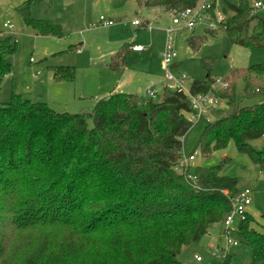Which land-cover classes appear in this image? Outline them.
Masks as SVG:
<instances>
[{"label": "trees", "instance_id": "16d2710c", "mask_svg": "<svg viewBox=\"0 0 264 264\" xmlns=\"http://www.w3.org/2000/svg\"><path fill=\"white\" fill-rule=\"evenodd\" d=\"M42 1H25V24L37 34L64 37L61 25L33 17L31 9ZM197 1L138 3L169 12ZM245 1H225L233 13L225 31L238 45L264 47V14L252 13ZM200 40L187 38L193 50ZM15 43L0 34V89L12 71ZM129 49L124 43L112 55L110 70H124ZM75 76L72 66L54 72L58 81ZM222 79L228 87L214 92L225 105L202 119L197 147L208 156L233 140L264 170V145L251 144L264 138V101L243 104L236 86L246 82L245 99L264 94V63ZM213 81L210 74L195 80L191 92L206 93ZM190 111L188 96L167 87L158 101L113 91L90 114L58 113L15 94L0 101V264H178L184 246L223 224L231 211L228 195L238 192V179L221 175L220 166L178 169L183 137L193 125ZM255 223L247 210L233 234L237 246L249 248L250 264H264V233ZM231 248L219 252L222 264H238Z\"/></svg>", "mask_w": 264, "mask_h": 264}, {"label": "rangeland", "instance_id": "374dc122", "mask_svg": "<svg viewBox=\"0 0 264 264\" xmlns=\"http://www.w3.org/2000/svg\"><path fill=\"white\" fill-rule=\"evenodd\" d=\"M25 1L0 0V34L10 35L16 42V51L9 57L12 71L1 85V102L9 101L15 94L32 102L49 103L58 113L90 114L97 102L119 83L117 87L123 92L145 95L150 89L155 93V99L160 100L162 89L168 85L163 51L167 39L165 27L171 24V13L157 8L156 16L154 9L140 6L138 0H44L34 6L31 13L35 18L61 25L65 36L58 38L37 34L25 24L20 11ZM227 1L238 4V0ZM255 1L246 0L244 7H252ZM100 15L114 17V25H97ZM135 19L149 20L153 27L134 26ZM6 22H9V28L4 27ZM116 27L122 28L127 35L125 41L135 40L145 47L139 53L130 51L126 68L119 73L109 70L106 65L115 44L110 39L115 37L112 28ZM136 29H139L138 33ZM192 34L201 38L196 50L187 42ZM174 47L178 57L170 72L176 77H185L187 86L195 80L206 79L209 74L213 80L227 78L235 69L264 63V47L238 45L231 41L225 30L209 32L204 25L176 31ZM61 66L74 67L75 79L56 80L54 72ZM236 86L243 104L264 101V94L245 99L246 82L243 79L238 80ZM206 117L210 118L211 114L207 113ZM88 122L93 125L89 117ZM204 129V120L192 125L183 137V151L186 154L196 152L192 165L220 166L221 175L238 179V191H251L252 203L248 212L256 220L255 227L264 233V170H260L249 155L239 152L233 140L224 149L204 155L197 147ZM251 144L260 148L264 138ZM239 221L240 217L236 216V225ZM222 231L223 224H215L199 242L184 246L178 255V264H222L217 249V246H225ZM231 250L237 254L238 264H250L248 247L241 244ZM196 256H200L201 261H197Z\"/></svg>", "mask_w": 264, "mask_h": 264}, {"label": "built area", "instance_id": "2783aa9c", "mask_svg": "<svg viewBox=\"0 0 264 264\" xmlns=\"http://www.w3.org/2000/svg\"><path fill=\"white\" fill-rule=\"evenodd\" d=\"M224 5L225 0H198L192 7L169 11L172 20L171 24L165 28L167 39L163 51V63L166 68L165 80L168 82L166 87L184 92L188 96L191 104V111L187 117L192 124L200 122L206 117L207 113L212 110L224 107L225 101L219 97L214 90L219 88L226 89L228 83L223 81L222 78H217L212 82L211 89L208 92L192 93L190 86L186 85L185 77H176L170 72L174 60L178 57V53L174 47V33L178 30H193L197 25H204L207 31L212 32L226 30V20L232 16V12L226 10ZM251 10L252 13L264 14V0H256ZM99 23L102 25H113L115 21L105 16H100ZM133 24L137 26L145 25L149 28L152 27L150 23L141 19H135ZM4 27L9 28V22L4 23ZM132 49L134 51H142L145 48L142 45L136 44L132 46ZM144 96L156 98L155 93L150 89ZM195 153L196 152L186 154L182 151L178 169L184 170L190 166L192 161L195 160ZM227 193L226 191V194ZM228 197L231 202V211L224 218L222 231L225 246L217 247L218 252L222 253H227L231 247H235L239 244L235 238H232V234L237 228L235 217H243L252 203L251 191L249 189L229 194ZM196 260L201 261V257L196 256Z\"/></svg>", "mask_w": 264, "mask_h": 264}, {"label": "crops", "instance_id": "0c3cea01", "mask_svg": "<svg viewBox=\"0 0 264 264\" xmlns=\"http://www.w3.org/2000/svg\"><path fill=\"white\" fill-rule=\"evenodd\" d=\"M225 1H227V0H225ZM226 3V2H225ZM224 7H225V5H224ZM226 10H229V9H227V8H225ZM154 11H155V15L156 16H158L157 15V10L156 9H154ZM161 11L162 12H165L164 10H162L161 9ZM230 11V10H229ZM231 12V11H230ZM167 13V12H166ZM168 13H170V12H168ZM232 15H233V13H232ZM100 16H102V15H100ZM100 18V17H99ZM106 18H109V19H113L114 21H115V19H114V17H106ZM156 19H158V18H156ZM148 23H150V21L148 20L147 21ZM97 25H102V24H100L99 23V19H98V21H97ZM114 25V24H113ZM113 25H106V26H113ZM134 25V24H133ZM94 26V25H93ZM134 26H137V25H134ZM139 26H145V25H138V27ZM152 27H153V25H152ZM166 28V27H165ZM112 30H113V34H114V38H110V39H112V42L113 43H115L113 46L114 47H112L111 48V51H110V57L109 58H111L112 57V55L113 54H115L117 51H118V49L124 44V43H128V44H131V49H129L128 50V52H127V58H128V54H129V52L130 51H134L133 49H132V46L133 45H139V43H137L135 40H131V41H125V39H128V37H127V35H125V33L123 32V30H122V28H120V27H116V28H112ZM179 31H181V30H179ZM139 32V29H136V33H138ZM166 32V31H165ZM209 32H212V31H209ZM192 35H194L195 36V34H192ZM80 44H83V43H80ZM142 45V44H141ZM147 47V46H146ZM145 48V47H144ZM78 51H81V48H78ZM114 51V52H113ZM143 51V50H142ZM142 51H134L135 53H139V52H142ZM127 58H126V64H127ZM107 65V64H106ZM107 67H108V65H107ZM109 68V67H108ZM125 68H126V65H125ZM110 70V69H109ZM153 83V82H152ZM117 86H120V83L119 84H117L115 87H113V88H111L110 90H109V93H108V95L111 93V92H113V91H121V92H123L121 89L119 90V88L117 87ZM118 88V89H117ZM126 93H128V92H126ZM108 95H106V96H108ZM218 247V246H217Z\"/></svg>", "mask_w": 264, "mask_h": 264}]
</instances>
